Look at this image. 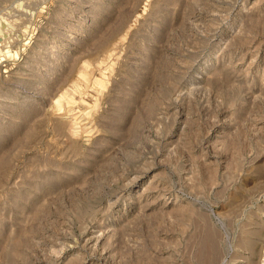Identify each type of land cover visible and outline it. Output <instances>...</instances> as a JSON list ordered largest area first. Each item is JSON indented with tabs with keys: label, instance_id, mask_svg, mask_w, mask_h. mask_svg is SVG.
<instances>
[{
	"label": "rangeland",
	"instance_id": "374dc122",
	"mask_svg": "<svg viewBox=\"0 0 264 264\" xmlns=\"http://www.w3.org/2000/svg\"><path fill=\"white\" fill-rule=\"evenodd\" d=\"M0 264H264V0H0Z\"/></svg>",
	"mask_w": 264,
	"mask_h": 264
}]
</instances>
